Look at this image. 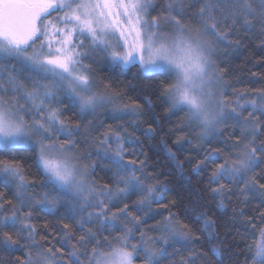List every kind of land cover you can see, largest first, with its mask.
Masks as SVG:
<instances>
[{"label": "snow or ice", "instance_id": "obj_1", "mask_svg": "<svg viewBox=\"0 0 264 264\" xmlns=\"http://www.w3.org/2000/svg\"><path fill=\"white\" fill-rule=\"evenodd\" d=\"M154 10L153 0H0V183L15 188L12 199L4 200L0 192V229L16 230L0 232V247L12 250L23 239L27 252L19 264H134L140 253L141 264H160L173 245L188 251L175 264H195L198 257L203 264L209 253L223 258L215 244L208 252L188 249L203 234L209 241L217 238L215 220L206 211L197 213L195 220L202 218V223L194 234L171 211L176 200L160 203L165 189L158 179L146 182L152 179L145 174L147 155L125 159V140L139 144L138 137H126L111 126L91 136L94 120L83 118L94 117L105 106H112L113 118L143 115L135 100L117 105L122 94L111 82L102 88L94 84L92 65L98 60L110 71L134 66L141 74L165 76L160 83L169 102L166 112L183 111L182 126L198 127L201 136L233 121L240 134L232 133L231 149L214 166L210 193L224 198L235 194L238 185L241 194L264 195V139H259L264 120L256 115L264 116V89L250 101L241 103L243 94L236 93L238 98L229 100L224 70L215 59L220 44L239 46L240 40H229L233 30L250 32L259 25L264 33V0H165L149 19ZM246 108L251 111L244 115ZM73 109L72 117L64 116ZM156 131L152 123L144 129L145 134ZM77 137L84 143L90 139L94 153L81 150ZM224 143L227 149L228 141ZM166 152L175 161L172 149L166 147ZM22 153H30L40 179L26 177L28 157ZM220 153L213 149L193 170L219 159ZM93 154L108 162L109 183L92 178L96 161H84ZM177 166L182 168L183 162ZM133 196L131 204L124 202ZM223 206L221 199L218 207ZM61 207L78 217L83 229L67 261L61 250L44 248L36 240L31 223L37 208ZM162 211L168 214L141 227ZM97 221L95 231L85 227ZM63 228L62 239L68 238L69 225ZM244 264H264V228L247 245Z\"/></svg>", "mask_w": 264, "mask_h": 264}, {"label": "trees", "instance_id": "obj_2", "mask_svg": "<svg viewBox=\"0 0 264 264\" xmlns=\"http://www.w3.org/2000/svg\"><path fill=\"white\" fill-rule=\"evenodd\" d=\"M165 0H153L155 10L150 11V16L157 15L161 5ZM229 40H240L238 47H230L226 44H220L217 49L216 63L219 69L224 70V80L227 83L225 95L229 100H236V94H243L241 103L255 98L257 90L264 89V33L260 31V26L256 25L250 32L233 30V35ZM94 75L103 85L105 82H111L115 90L121 92V98L117 105L122 106L135 100L142 107L143 115L140 116H116L113 118L112 106L109 105L98 110L95 116L84 117L85 121L94 120V130L91 133L95 137L111 126L115 131L124 136H135L140 140L139 144L124 142V147L129 154L125 159H134L140 154V159L147 155V165L145 174H151L152 179L147 183H154L157 179L163 183L164 198L160 203L165 204L170 200H176L177 204L171 208L172 212L178 214L181 222L189 223L194 234L201 227V222L197 223L195 218L197 213L206 211L209 216L215 220V232L217 238L209 241L207 235H201V238L194 244L188 245V249L196 248L208 252L213 244L222 250V260L220 257L209 253L208 259L203 264H244L247 245L258 236L259 229L264 228V220L260 219L261 212H264V195L256 193L255 195L241 194L237 185L235 194L227 197L213 196L210 189L215 185L209 182V177L214 166L221 163L227 155V150L231 149L232 133L235 131L239 136V127H234L233 121H227L221 125L215 134L201 136L200 129L194 125L183 127L184 112L177 111L174 115L166 112L169 107L167 98L163 95L161 81L166 77L162 75L141 74L137 67L128 69L120 68L110 71L107 64H97L92 66ZM170 79V78H168ZM146 101L150 102L146 103ZM64 113L65 117H72L73 112ZM251 109H245L244 115H247ZM261 120L264 116L256 114ZM139 123H133V121ZM148 123H152L157 131L153 133H144ZM83 132V130H82ZM78 147L87 152L93 151L95 146L90 142L84 143L82 137ZM259 139H264V131L261 132ZM176 141H180L176 143ZM225 141H228L227 149ZM115 144V142H113ZM166 147L171 148L176 154L175 161L167 156ZM213 149H220L219 159H208L205 167L199 171H194L193 166L197 161L204 160L207 153ZM28 158L25 163V175L27 178L40 179L39 169L36 167L30 153H22ZM96 161V169L92 178L100 184L109 183L112 179V172L108 167V162L98 159L94 154L86 159L84 163ZM183 166L178 167L179 162ZM264 167V165H262ZM258 172L259 169H256ZM251 175V174H250ZM29 191H33L30 189ZM0 192L4 193V200L12 199L15 194V188L5 183H0ZM245 196L247 198H245ZM135 196L124 201L131 204ZM224 200V206L218 207L220 200ZM155 207V205H153ZM27 210V209H26ZM25 210V211H26ZM130 211L137 215L135 208ZM167 211H162L159 215L147 219L142 228H146L161 216L167 215ZM78 217H72L66 209L61 207L56 210L37 208L33 212L31 223L36 227V240L40 241L44 248H52L54 251L59 249L63 261H67L68 253L72 251V246L76 239L83 234V229L76 223ZM251 221V222H249ZM64 224H68V238L65 237ZM92 227L95 231L99 227L97 221ZM11 231L15 229H0V232ZM107 235V231L103 233ZM115 233H113L114 235ZM152 235V233H148ZM138 235V233H134ZM46 237V240L42 239ZM136 241L133 240L132 243ZM94 243V242H93ZM25 241L20 239L19 246L12 250L0 247V264H19V260L25 257L27 249L23 247ZM91 249L92 243L87 244ZM227 249L224 251V249ZM175 249V252H174ZM83 251V249H81ZM170 255L161 259L160 264H175L182 257L188 255L187 249H181L179 245H173L168 249ZM250 259V255L248 256ZM83 259V257H82ZM142 253L134 260V264H141ZM195 264H202L198 257Z\"/></svg>", "mask_w": 264, "mask_h": 264}, {"label": "rangeland", "instance_id": "obj_3", "mask_svg": "<svg viewBox=\"0 0 264 264\" xmlns=\"http://www.w3.org/2000/svg\"><path fill=\"white\" fill-rule=\"evenodd\" d=\"M53 15H55V13L53 14ZM149 19L151 18V16L149 15V17H148ZM88 44V41H85V45H87ZM85 63H89V61H85ZM97 64H106L105 62H103V61H97L96 63H94L92 66H94V65H97ZM94 84L95 85H97L98 87H100V88H102L103 87V85L98 81V79L95 77V75H94ZM105 107H107V106H105ZM101 110V109H100Z\"/></svg>", "mask_w": 264, "mask_h": 264}]
</instances>
